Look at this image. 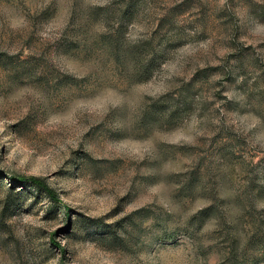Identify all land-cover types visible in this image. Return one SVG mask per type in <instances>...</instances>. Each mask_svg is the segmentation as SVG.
I'll return each mask as SVG.
<instances>
[{"label": "rangeland", "instance_id": "374dc122", "mask_svg": "<svg viewBox=\"0 0 264 264\" xmlns=\"http://www.w3.org/2000/svg\"><path fill=\"white\" fill-rule=\"evenodd\" d=\"M261 237L264 0H0V264H228Z\"/></svg>", "mask_w": 264, "mask_h": 264}, {"label": "trees", "instance_id": "16d2710c", "mask_svg": "<svg viewBox=\"0 0 264 264\" xmlns=\"http://www.w3.org/2000/svg\"><path fill=\"white\" fill-rule=\"evenodd\" d=\"M9 178L11 180H14V183L22 184L25 187H31L34 188L40 192L46 193L49 198H51L53 201H58V195L54 190H52L41 178L37 177H25V176H16V175H10ZM212 210L211 207L207 208L205 210H202L199 215L195 217V219L200 220V226H204L206 223L205 221L210 217L209 211ZM212 216V215H211ZM69 219V215H68ZM263 242V243H262ZM264 246V237L260 238L259 242H255L253 244L251 242V239L248 243L245 245L238 246L233 252L231 253V257H227L224 259V261H228V264H257L258 261L254 260L253 263H248L249 257L248 254L251 252V250H254L256 248H260L261 246ZM251 254V253H250Z\"/></svg>", "mask_w": 264, "mask_h": 264}]
</instances>
